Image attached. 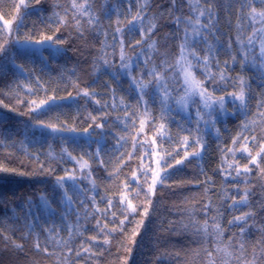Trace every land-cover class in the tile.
<instances>
[{
	"label": "trees",
	"instance_id": "16d2710c",
	"mask_svg": "<svg viewBox=\"0 0 264 264\" xmlns=\"http://www.w3.org/2000/svg\"><path fill=\"white\" fill-rule=\"evenodd\" d=\"M72 2L24 0L17 10L15 5L20 0H0V45L7 49L0 54V264H209L210 260L214 264H225L226 260L237 264L234 257L216 250L227 248L235 255L229 237L234 236L235 241L242 238L239 227L229 225V221L234 216L253 213L243 237L249 254L264 232V174L249 165L253 171L244 177L245 183L226 180L220 172L229 164L238 163L241 167L248 164L240 152L235 153V159L227 153L229 148L242 147V140L237 145L232 142L238 134L249 138L264 136L261 131L264 119L256 115L258 102L264 100V70L259 67V59L256 64H245L237 43L239 37L247 45V38L252 35V25L246 19L248 10H241L238 0H212L210 5L201 0L199 5L211 6L215 13L212 21L215 37L210 35L209 41L218 51L221 68L228 62L226 74L231 78L221 84L219 91H213L210 84L205 86L214 97L223 95L228 100L231 93L239 91L238 78L242 77L247 85L248 105L245 115L232 103H226L227 112L216 116L215 126L205 129L201 125V147L192 143L197 135L193 110L187 114L175 100H170L171 112L162 119L157 98L155 102L149 101V114H145V106L137 102L132 79L119 70V36L113 40L119 22L125 29V52L134 55L127 41L134 44L141 37L138 31L128 32L127 25L137 10L143 8L148 17L144 26L152 17L162 14L152 34L158 42V52L153 53L157 63L160 53H178L179 38L172 36L165 41L164 37L176 32L173 15L185 18L191 15L186 0H178L175 7L171 0H148L147 7L145 0H89L90 14L99 17V25H89V16L80 15L72 8ZM56 14L67 23L59 24ZM74 16L79 19V26ZM201 19L207 23L204 17ZM45 36H52L53 40L42 45L35 43ZM104 59L112 61L113 67L106 66ZM143 67L141 62L139 68ZM139 68L132 71L137 79ZM213 71L218 74L215 67ZM195 75L202 79L198 70ZM85 90L93 95L83 96ZM49 98H54V102ZM97 123H103L104 127L97 128ZM42 124L75 131L53 132ZM185 129H191L192 134ZM119 137L124 139L117 146ZM184 137L189 140L187 147ZM134 138L139 142L135 149ZM96 141L105 148L99 157L95 155ZM65 147L75 159L65 156L61 161ZM258 150L254 148L253 154ZM193 152L199 155H192ZM176 160L182 163L177 165ZM165 161L171 166H165ZM85 162L87 167L81 168ZM157 173L167 179L155 184L153 194L148 188ZM67 174L75 175L86 197L95 194L90 191L95 183L100 209L95 218L85 219L81 209L79 221L75 213L67 221L62 219L63 189L58 187L57 179ZM70 185L71 181L65 182L66 188ZM237 188H249L251 195L246 205L230 209V197ZM42 197L49 201L50 207L44 206ZM108 199L114 205L110 211H106ZM129 201L136 207L135 212L127 207ZM86 202L93 210L91 201ZM205 204L210 205L207 215L202 211ZM76 207L81 206L77 203ZM213 217L224 231L220 241L215 240L214 234L205 238L202 231L207 221L211 233ZM97 219L101 226L107 225L105 233H99ZM68 223L73 225L71 239ZM113 228L116 231H111ZM46 229H52L56 239L69 240L68 246L74 250H91L77 257L75 251L69 253L67 247L48 241ZM37 236L40 250L34 247ZM94 236L95 242L91 239ZM44 247L48 248L47 253ZM205 249L213 253L211 258Z\"/></svg>",
	"mask_w": 264,
	"mask_h": 264
},
{
	"label": "snow or ice",
	"instance_id": "6c2138e0",
	"mask_svg": "<svg viewBox=\"0 0 264 264\" xmlns=\"http://www.w3.org/2000/svg\"><path fill=\"white\" fill-rule=\"evenodd\" d=\"M38 2V0H37ZM178 0H171V3L175 7ZM187 4L189 5L190 13L187 18L173 15L172 22L177 25V29L175 33L168 34L164 37L165 41L171 39L172 36H177L179 38L178 53L170 54L168 52L160 53L159 63L154 58L153 53L158 52L157 49V40L152 38V34L157 28V20L162 18V14L160 16H154L151 18V22L145 25V20L148 19L147 13L144 11L143 8L137 10V14L132 16L131 19L128 21L127 31L128 32H135L138 31L140 35V39L136 40L133 44L131 41H127V44L134 50V55L129 56L125 52V29L119 26V22L117 23V27L115 29V33L113 35V40H117V35L119 36V70L123 71L125 75L129 76L134 85L137 89V102L138 104L142 103L145 106V114L148 115V105L149 101L155 102L157 98H159L160 105H161V113L162 119H165L168 114L171 112V107L169 104L170 100H175V103L180 105L182 109H187L191 106L195 110V132L197 135L193 138L192 143L196 145H202V138L199 135L201 125L208 127V126H215L216 123V116L220 113H226L227 109L225 107L226 103H232L236 106L238 111H243L245 115H247V99H246V82L243 80L242 77L238 78L240 83V88L238 92H234L230 94V99L226 100L225 96L221 95L219 97H214L212 92L208 90L206 84H210L213 91H219L221 84L227 83L231 78L226 74V69L228 68V62H225L223 68L220 66V62L217 58L218 51L215 49L214 45L209 41V36L211 35L213 38L215 37V33L212 31V21L215 18V13L211 6L205 8L199 6L201 0H186ZM212 0H205V3L211 4ZM241 4V10L247 9L246 19L252 25V35L247 38V45L237 37V43L240 45V50L243 54V62L245 64L252 63L256 64L257 59L260 60L259 67L264 70V0H238ZM260 5L258 8L257 5ZM24 5V0H20V3L15 5L16 9ZM148 6V0H145L144 7ZM90 3L89 0H85V3L78 4L76 0L72 2V8L75 9L80 15H88V24L89 25H99V17L90 14ZM131 11V8L128 9ZM59 17V14H56ZM119 15V14H118ZM204 17L207 20V23L201 19ZM76 19V17H73ZM59 24H66L67 21L64 17H59L58 21ZM76 24L79 26L80 21L76 19ZM260 24V27L257 28L256 25ZM139 25V28H138ZM19 26V25H18ZM17 26V27H18ZM79 30V29H78ZM182 31V36H181ZM52 36H45L42 40L35 41L36 44L42 45L45 41H52ZM259 41V51L256 52V42ZM30 42V41H25ZM8 41L5 39L4 44H7ZM115 48V44L113 45ZM229 47L231 45L229 44ZM138 49V51H135ZM147 49V51H146ZM6 47L4 45H0V54L6 51ZM172 55V59L169 56ZM251 57V59H249ZM143 63L144 67L139 68L140 63ZM233 63H235V57H233ZM104 64L108 67H113L112 61L108 59H104ZM139 68L140 70V78L137 79L134 75H132L133 68ZM218 71L214 72L213 68ZM200 72V76L202 79H197L195 72ZM264 79V77H262ZM180 90L183 91L182 95L174 96V93H179ZM71 95V93H69ZM92 93L88 91L83 92V96L90 97ZM199 97V100L196 98ZM54 102V98H49ZM239 101L237 105L236 102ZM48 102L41 101V104H46ZM99 103V101H97ZM51 105H49L50 107ZM115 107V105H113ZM257 116L264 119V100H261L257 104ZM154 119V118H153ZM93 121L95 122V118L93 117ZM191 123V121H189ZM43 127H49L53 132H58L62 130L68 131H75L74 129H61L55 125H46L42 124ZM91 127V125H90ZM97 128H103V123H97ZM127 127V124L125 125ZM144 124L143 121L141 122V131L143 130ZM243 127L245 129L248 128L247 124H244ZM161 134L160 140L163 143L165 139V133L163 129L165 125L162 123L160 125ZM189 131V134H192L191 129H185ZM85 132L88 130L85 129ZM264 132V128L261 129ZM101 139H103V134L101 135ZM124 137H119L117 139V146H120V141L123 140ZM167 139H171L170 136ZM243 141L242 147H234L229 148L227 153L233 154V159H235V153L240 152L241 157L248 160V164L244 166H240L238 163L233 165L229 164L227 169L221 168L220 172L224 179L228 180L231 179L236 182H243L247 183L244 180V177L250 175L253 171V168L249 165H252L258 170L259 173L264 174V136L257 137L256 135H252L250 138L248 136H243L242 134H238L237 137L233 139V145H237L238 141ZM155 141H153L154 143ZM249 142L251 143L252 147H249ZM97 149L95 155L97 157L100 156L101 152L105 150L104 144L100 141H96ZM136 143L134 138L133 148L135 149ZM183 143L187 147L189 144L188 137H184ZM78 147V145H77ZM258 147V151H255L253 154V149ZM75 148H73V151ZM62 155L60 156L61 161H63L64 157L67 156L69 159H75L72 157L71 152L68 148L62 149ZM131 153H129V157L131 158ZM188 153L185 152V157H187ZM192 155H199L198 152H193ZM175 163L181 164V160H176ZM165 166L170 167L171 165L167 164L165 161ZM87 167V162L81 164V168ZM6 170V169H5ZM144 171L145 177H147V172ZM234 173V175H233ZM157 178L153 179L152 185L149 186L148 192L154 194V186L157 182H163V180L167 179L166 176L160 177L159 173L156 174ZM210 181L211 178H208ZM71 181L70 188L65 187V182ZM57 185L61 189L62 192V199L61 203L65 206V211L62 215V219L67 221V217L73 213L76 215L77 221L81 219V209L83 210L84 218L88 219L89 217L95 218V214L100 212L99 207L97 206V195L96 193V186L93 182V187L90 191L95 193L94 195L87 196L85 194V190L80 188L77 182V178L74 174H67L65 177H59L57 179ZM137 187H142L141 185L137 184ZM207 191V189H206ZM242 192V194H241ZM251 195V189L245 188L243 190L237 188L236 194L232 195L230 199L232 203L228 205L230 209H235L238 206L246 205L248 202V198ZM239 196V199H237ZM90 200L93 205V210L89 209V205L86 202ZM101 200H104V197H100ZM42 203L46 207H50L49 201L42 197ZM150 202V201H149ZM79 204L81 207H76V204ZM123 203V201H121ZM107 210L110 211L113 205V201L111 199L107 200ZM131 212H135L137 209L135 206L131 204L129 201L127 206ZM210 209L209 204H205L203 206L202 211L205 215H207ZM31 210V205H29V211ZM218 215H222V213L218 212ZM112 216L115 217V213H112ZM253 216V213L247 212L243 213L240 216H234L232 220L229 221V225L239 227V236L242 238L239 241L234 240V236L229 237V243L235 250V255L233 252L228 251L227 248L220 249L217 247V251H224L225 255L229 258H235L237 264H264V232L261 233V237L259 240L252 247V251L249 254L246 241L243 237L246 234L248 221ZM213 226L211 229V233L209 232V225L207 221L202 226V231L207 238L210 234H214L215 240L220 241L223 239L224 231L220 227L219 223H216V218L213 217ZM114 222V221H113ZM120 225H123V221H120ZM96 227L99 229V233H105L107 229V225L101 226L100 219L96 220ZM72 228L73 225L68 223V231H69V238L72 237ZM49 233L47 240L48 241H55L57 246L67 247V251L72 253L75 251V255L77 257H81L82 252L88 253L90 252V248H81L80 250H74L69 245V240L61 241L56 239L55 236L52 235V229H46ZM59 231L58 229L56 230ZM111 231H116V228H113ZM197 231H201V229H197ZM93 242L96 241L97 237L91 238ZM109 241L105 238L104 243L107 244ZM17 247H22V245H16ZM34 247L37 250H40L41 244L39 241V236H37L36 243ZM43 251L45 253L48 252V248L44 247ZM207 255L211 258L213 253L208 251ZM209 264H214V261L210 260ZM225 264H229L226 260Z\"/></svg>",
	"mask_w": 264,
	"mask_h": 264
},
{
	"label": "rangeland",
	"instance_id": "374dc122",
	"mask_svg": "<svg viewBox=\"0 0 264 264\" xmlns=\"http://www.w3.org/2000/svg\"><path fill=\"white\" fill-rule=\"evenodd\" d=\"M174 94L177 95V97H178V95H182V94H183V91L180 90L179 93H174ZM196 99L199 100V97H197ZM191 110H193V111L195 112V110H194L191 106H189L187 109H183V111H184L185 113H187V114H188ZM204 128L207 129V128H210V126H208V127H205V126H204Z\"/></svg>",
	"mask_w": 264,
	"mask_h": 264
}]
</instances>
